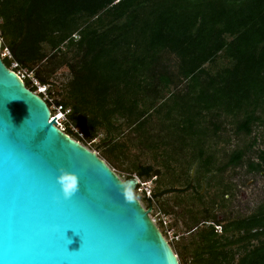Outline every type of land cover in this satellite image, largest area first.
Listing matches in <instances>:
<instances>
[{"label": "trees", "instance_id": "trees-1", "mask_svg": "<svg viewBox=\"0 0 264 264\" xmlns=\"http://www.w3.org/2000/svg\"><path fill=\"white\" fill-rule=\"evenodd\" d=\"M0 38L1 52L8 48L42 84L52 85L63 68L69 71L56 102L71 110L69 120L84 140L66 134L87 146L106 132L103 158L109 164L130 151L133 139L119 137L128 131L144 138L153 115L173 100L161 118L180 116L167 127L180 133L183 146L187 138L197 141L190 161L198 162L203 179L245 162L250 173H264L263 133L248 149L231 152L222 167L200 139L207 135L200 126L207 114L231 118L237 136L264 129V0H0ZM3 63L12 66L7 58ZM212 125L215 134L221 131V122ZM248 153L256 160L245 161ZM126 171V180L135 175L145 182L160 174L153 165L136 163ZM174 191L153 188L152 198ZM198 199L203 201L200 194ZM204 211V218L187 226L192 259L182 261L179 249L181 264H264V202L224 224ZM210 220L213 225L199 227Z\"/></svg>", "mask_w": 264, "mask_h": 264}, {"label": "water", "instance_id": "water-1", "mask_svg": "<svg viewBox=\"0 0 264 264\" xmlns=\"http://www.w3.org/2000/svg\"><path fill=\"white\" fill-rule=\"evenodd\" d=\"M1 47L0 264H180L138 178L62 132Z\"/></svg>", "mask_w": 264, "mask_h": 264}, {"label": "rangeland", "instance_id": "rangeland-1", "mask_svg": "<svg viewBox=\"0 0 264 264\" xmlns=\"http://www.w3.org/2000/svg\"><path fill=\"white\" fill-rule=\"evenodd\" d=\"M70 79L71 74L63 68L53 79L52 85L49 84L55 100L60 98L63 90L61 85ZM166 104V107H163L161 111V115H153L151 122L146 127L147 134L144 138L140 135L131 136L128 131L125 132V136L119 137L121 140L129 137L133 141H131L127 157H121L118 162H115L116 164H109L103 158L105 153L104 140L108 136L106 132L101 131L93 142L86 144V147L105 160L122 180H126L127 175L131 173L126 169H131L133 163L153 165L155 170L160 172L155 180L156 182H153V188H158L160 191L171 188L177 190L174 193L163 195L159 199L152 198L150 199L151 203L145 198L144 193L138 192V190L134 192V195L145 209L152 207L151 218L156 221V225L175 253L177 254L180 249L183 252V259L181 258V260L190 261L192 259L191 252L193 248L191 243L193 234L189 235L187 226L191 225L192 218L199 221L205 216L206 212L204 210H208V217H217L216 221L224 224L229 220L250 215L264 202V173H250L247 162H245L243 166L229 168L224 173L213 171L210 175H205L207 177L203 179L198 172V162L192 164V160L190 161L191 156L196 153L197 141H191L187 138V144L185 146L181 144L180 133L167 127V125L172 124L173 120L179 121L180 116L176 112H172V119H170L172 121L161 118L162 115H167L174 107L173 100L166 101ZM219 122H221L222 129L215 134L212 123ZM200 126L207 131L206 137L200 136V139L205 146V150L215 155L217 167L224 166L230 160L231 152L237 148L248 149L255 134H264V129L261 127L258 129L259 131L254 132L252 137L237 136L235 124L231 118L223 117L214 120L209 114L203 119ZM143 140L145 145L141 142ZM160 142L164 144L161 147ZM81 144L84 145L82 142ZM150 144L159 149H151L148 146ZM259 144H261V141ZM96 146L101 147L96 148ZM257 148L255 147L256 150ZM156 155L158 156L156 157ZM249 158L256 160L253 153L251 155L248 153L244 160L247 161ZM190 162L191 165H188ZM188 178L190 179V185H192L189 190H187ZM199 194L203 197L202 202L198 199ZM163 208H166L169 213H165ZM159 215L167 218V228L158 221L162 218ZM213 223V220L207 223L202 222L199 227H204V224L210 226ZM216 227L220 226H215V229ZM167 230L173 232L175 235L173 239L167 236ZM181 260L179 259L180 264Z\"/></svg>", "mask_w": 264, "mask_h": 264}, {"label": "built area", "instance_id": "built-area-1", "mask_svg": "<svg viewBox=\"0 0 264 264\" xmlns=\"http://www.w3.org/2000/svg\"><path fill=\"white\" fill-rule=\"evenodd\" d=\"M1 56H2V59L7 58L9 60H12V66H11L10 70L17 73V75L24 82L28 81L29 85H30V87L28 89H30V90L32 89L31 91L33 93L40 96L48 104L50 111H51V120L56 121V126L62 132L66 133L67 130H70L77 138H79L80 140H84L83 134L69 120V115L71 114V110L64 108L63 105L57 104L55 98L51 95L50 85L42 84L38 79L35 78L33 72L23 70L19 66V64L13 60L12 53L8 48H5L1 52ZM74 140L78 141L77 139H74ZM138 180H139V184H138V188H137L138 192L144 193V195L146 196L145 198L148 199V197H150V199H152V189H153V182L155 181V178H153L152 180H149L147 182L142 181L139 178H138ZM159 216L162 218L158 219V221L160 223H162V225L167 228L168 227L167 218H165V216H161V215H159ZM153 222L156 224L155 220H153ZM216 230L218 231V233H221L220 227H216ZM166 234L168 237H170L172 239L175 236L173 234V232H171V230H167Z\"/></svg>", "mask_w": 264, "mask_h": 264}, {"label": "clouds", "instance_id": "clouds-1", "mask_svg": "<svg viewBox=\"0 0 264 264\" xmlns=\"http://www.w3.org/2000/svg\"><path fill=\"white\" fill-rule=\"evenodd\" d=\"M136 177H137V176H136ZM64 195H65V197H67V196L69 195V193L65 192Z\"/></svg>", "mask_w": 264, "mask_h": 264}, {"label": "flooded vegetation", "instance_id": "flooded-vegetation-1", "mask_svg": "<svg viewBox=\"0 0 264 264\" xmlns=\"http://www.w3.org/2000/svg\"><path fill=\"white\" fill-rule=\"evenodd\" d=\"M190 188H192V185H190Z\"/></svg>", "mask_w": 264, "mask_h": 264}, {"label": "crops", "instance_id": "crops-1", "mask_svg": "<svg viewBox=\"0 0 264 264\" xmlns=\"http://www.w3.org/2000/svg\"><path fill=\"white\" fill-rule=\"evenodd\" d=\"M202 121H203V120H202ZM202 121H201V122H202Z\"/></svg>", "mask_w": 264, "mask_h": 264}]
</instances>
